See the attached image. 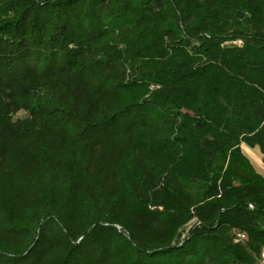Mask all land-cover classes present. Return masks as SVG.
I'll list each match as a JSON object with an SVG mask.
<instances>
[{"label": "trees", "instance_id": "trees-1", "mask_svg": "<svg viewBox=\"0 0 264 264\" xmlns=\"http://www.w3.org/2000/svg\"><path fill=\"white\" fill-rule=\"evenodd\" d=\"M242 144L264 0H0V264H258Z\"/></svg>", "mask_w": 264, "mask_h": 264}, {"label": "crops", "instance_id": "crops-1", "mask_svg": "<svg viewBox=\"0 0 264 264\" xmlns=\"http://www.w3.org/2000/svg\"><path fill=\"white\" fill-rule=\"evenodd\" d=\"M241 151L243 155L249 160L254 170L264 177V157L260 153L259 149L248 148L246 145H241Z\"/></svg>", "mask_w": 264, "mask_h": 264}, {"label": "built area", "instance_id": "built-area-1", "mask_svg": "<svg viewBox=\"0 0 264 264\" xmlns=\"http://www.w3.org/2000/svg\"><path fill=\"white\" fill-rule=\"evenodd\" d=\"M246 240V237L244 234L235 232L234 233V243H243ZM258 264H264V250H262L259 258H258Z\"/></svg>", "mask_w": 264, "mask_h": 264}, {"label": "rangeland", "instance_id": "rangeland-1", "mask_svg": "<svg viewBox=\"0 0 264 264\" xmlns=\"http://www.w3.org/2000/svg\"><path fill=\"white\" fill-rule=\"evenodd\" d=\"M25 117H26V114L24 112H20L14 117V120L15 119H22V118H25Z\"/></svg>", "mask_w": 264, "mask_h": 264}]
</instances>
